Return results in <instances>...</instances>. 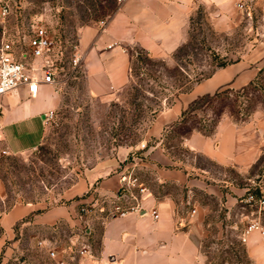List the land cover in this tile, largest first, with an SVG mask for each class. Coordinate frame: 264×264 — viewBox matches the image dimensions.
<instances>
[{"label": "rangeland", "instance_id": "rangeland-1", "mask_svg": "<svg viewBox=\"0 0 264 264\" xmlns=\"http://www.w3.org/2000/svg\"><path fill=\"white\" fill-rule=\"evenodd\" d=\"M1 1L9 4L11 14L5 21L0 14V46L5 34L30 36L40 27L54 42L57 70L52 89L58 101L51 122L30 118L5 129L15 152L37 145L45 129L36 149L13 153L0 136V264H59V255L66 260L89 244L97 249L99 238L92 243L80 238L86 237L84 228L78 231L60 224L57 232H52L35 224L32 215L13 224L8 232L2 219L19 204L39 205V214L69 203L71 190L89 172L110 165L128 151L131 153L120 168L134 164L130 172L146 188L159 192L148 154L158 143L178 164L176 168H188L192 178L218 185L224 194L217 197L198 190L187 194L193 200L182 207L186 215L197 210L183 227H194L208 264H248L241 236L256 220L264 230V207L249 199L250 195L264 199V158L247 172L222 168L194 154L184 140L194 131L212 135L226 118L243 124L256 113L264 115V68L244 89L226 88L198 99L160 140L150 138L149 130L180 94L224 68L221 64L227 67L264 56V0H244L240 15L229 28L219 23L220 17L210 15L212 9L196 4L185 42L168 58H152L139 47L129 51L131 82L110 98L94 97L83 62L77 70L72 69V62L75 56L85 55L80 49L82 31L94 28L103 32L102 23L118 11V0H0V13ZM0 107L3 111L9 104L0 99ZM162 187L161 191L177 199L187 196L188 188ZM133 202L128 195L120 204L130 206ZM91 206H82L79 214L83 208L92 214L96 209Z\"/></svg>", "mask_w": 264, "mask_h": 264}, {"label": "crops", "instance_id": "crops-1", "mask_svg": "<svg viewBox=\"0 0 264 264\" xmlns=\"http://www.w3.org/2000/svg\"><path fill=\"white\" fill-rule=\"evenodd\" d=\"M198 3L212 9L210 15L220 17L219 23L227 28L233 25V18L240 15L238 6H244V0H126L103 32L84 29L80 49L85 54L83 65L90 93L96 98H110L130 84L132 56L129 51L134 47L144 50L152 58L165 59L173 54L185 42ZM112 45L116 46L110 49ZM263 68L264 56L256 61L245 59L217 69L189 92L180 94L176 102L159 115L149 130V137L160 140L198 99L226 88L244 89ZM1 100L9 104V108L0 111V136L8 149L16 154L36 149L42 142L45 129L37 145L18 152L12 150L5 129L30 118H42L46 124L44 115L52 112L58 101L52 87H43L35 100L29 99L26 91L9 94ZM160 145L158 143L148 153L160 189L171 184L188 188L186 195L200 190L211 196H224L220 186L192 178L188 168H176L178 164ZM184 145L219 167L247 172L264 158V115L256 113L243 124L226 118L212 135L191 132ZM130 153L128 151L110 165H99L89 172L71 190L69 203L52 206L39 214V205L19 204L3 217V226L9 232L13 224L33 215L35 224L52 232H57L58 226L65 224L78 231L84 228L86 237L80 236L82 241L92 243L99 238L97 249L89 244L86 245L87 255L80 254L85 248L69 254L66 260L59 255V264H208L194 227H183L187 220L195 217L192 212L186 215L182 210L185 203L191 204L193 200L188 195L177 199L168 192L160 189L157 192L148 186L147 193L140 199L139 212L109 217V211L121 201L124 178L134 165L127 163L120 168ZM74 198L76 200L72 201ZM86 204H93L96 211L79 214V208ZM153 213L159 218L155 219ZM202 218L200 216L198 221ZM47 241L51 239L47 238ZM244 246L248 264H264L262 231L253 232Z\"/></svg>", "mask_w": 264, "mask_h": 264}, {"label": "built area", "instance_id": "built-area-1", "mask_svg": "<svg viewBox=\"0 0 264 264\" xmlns=\"http://www.w3.org/2000/svg\"><path fill=\"white\" fill-rule=\"evenodd\" d=\"M126 0H118L119 9ZM3 3L1 8V17L4 21L10 16L11 8L8 3ZM243 8V5H239ZM118 9V10H119ZM109 24L103 22L102 31H104ZM54 42L50 39L45 28L40 27L33 31L32 35H22L17 33L16 36L4 37L0 46V99L3 97L26 91L29 99H37L43 87H52L56 84V70L55 66V47ZM116 45L109 48L112 49ZM78 49V47H76ZM85 58V55L75 56L72 62V69L77 70ZM54 119V112L44 115L46 123ZM147 193V188L140 182V179L134 176L131 172L124 178V186L121 193V198L130 195L134 202L130 206H123L120 203L115 204L109 211V217H122L130 212L140 211V199ZM141 197V198H140ZM250 200L258 203L262 208L264 207V199L257 198L250 195ZM251 201V202H252ZM96 208L94 205L91 209ZM92 212L90 209L83 208L82 214ZM196 211L192 212L195 215ZM155 219L159 216L153 213ZM255 231L264 230L260 223L256 220L242 233L241 240L244 244L247 243L249 236ZM81 255L89 254L88 249L85 248L80 252ZM52 256H55L52 253Z\"/></svg>", "mask_w": 264, "mask_h": 264}, {"label": "trees", "instance_id": "trees-1", "mask_svg": "<svg viewBox=\"0 0 264 264\" xmlns=\"http://www.w3.org/2000/svg\"><path fill=\"white\" fill-rule=\"evenodd\" d=\"M181 49H183V48H181ZM181 49H180L179 51H182ZM226 65H227V64H221L220 67H225ZM220 94H221V93L217 94L215 97H216V98H219V97H220ZM206 135H207V134H206Z\"/></svg>", "mask_w": 264, "mask_h": 264}]
</instances>
